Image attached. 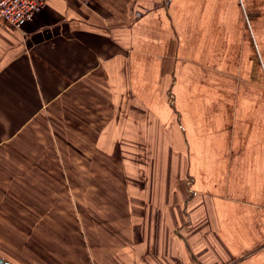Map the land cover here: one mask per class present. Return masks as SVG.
<instances>
[{
    "label": "crops",
    "instance_id": "1",
    "mask_svg": "<svg viewBox=\"0 0 264 264\" xmlns=\"http://www.w3.org/2000/svg\"><path fill=\"white\" fill-rule=\"evenodd\" d=\"M45 129L130 157L128 191L57 193L76 264H264V0H47L0 27V150ZM91 198L116 199L98 227Z\"/></svg>",
    "mask_w": 264,
    "mask_h": 264
},
{
    "label": "rangeland",
    "instance_id": "2",
    "mask_svg": "<svg viewBox=\"0 0 264 264\" xmlns=\"http://www.w3.org/2000/svg\"><path fill=\"white\" fill-rule=\"evenodd\" d=\"M48 132L31 130L26 141L13 145L12 151L0 150L4 159L3 164L0 162V245L10 250V257L5 258L14 263L88 262L89 251L77 246L78 233L87 228L82 217L77 216L79 208L75 203L74 214L67 213L62 205L65 200L61 195L57 200V193L74 188L87 196L89 191L113 195L128 191V172L119 165H126L122 159L130 157L127 153L121 157L120 152L112 153L111 158L96 152H78L70 145V137ZM67 175L75 182L66 183ZM115 200H87L95 215L90 218L91 224L99 218L98 209ZM75 201L84 206L83 199Z\"/></svg>",
    "mask_w": 264,
    "mask_h": 264
},
{
    "label": "built area",
    "instance_id": "3",
    "mask_svg": "<svg viewBox=\"0 0 264 264\" xmlns=\"http://www.w3.org/2000/svg\"><path fill=\"white\" fill-rule=\"evenodd\" d=\"M47 0H0V27L23 28L45 6Z\"/></svg>",
    "mask_w": 264,
    "mask_h": 264
}]
</instances>
